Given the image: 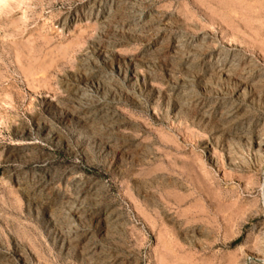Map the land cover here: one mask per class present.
<instances>
[{
  "label": "rangeland",
  "instance_id": "rangeland-1",
  "mask_svg": "<svg viewBox=\"0 0 264 264\" xmlns=\"http://www.w3.org/2000/svg\"><path fill=\"white\" fill-rule=\"evenodd\" d=\"M0 264H264V0H0Z\"/></svg>",
  "mask_w": 264,
  "mask_h": 264
}]
</instances>
